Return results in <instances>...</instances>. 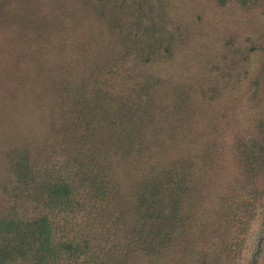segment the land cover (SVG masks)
<instances>
[{"label":"trees","instance_id":"obj_1","mask_svg":"<svg viewBox=\"0 0 264 264\" xmlns=\"http://www.w3.org/2000/svg\"><path fill=\"white\" fill-rule=\"evenodd\" d=\"M50 1L97 12L73 27L94 57L66 58L67 68L55 56L0 58L10 96L0 108L27 112L16 124L24 142L0 162V264H264V108L227 147L226 129L212 135L229 121L220 92H170L166 106L162 87L128 71L132 61L171 64L185 41L181 27L166 30L161 0ZM211 1L245 10L260 0ZM37 30L48 43V28ZM239 57L228 49L222 59L233 69ZM197 63L200 77L212 74ZM28 80L38 90L23 88Z\"/></svg>","mask_w":264,"mask_h":264},{"label":"rangeland","instance_id":"obj_2","mask_svg":"<svg viewBox=\"0 0 264 264\" xmlns=\"http://www.w3.org/2000/svg\"><path fill=\"white\" fill-rule=\"evenodd\" d=\"M161 3L159 2L160 14L164 17L166 30H178L181 27L185 33L182 37L185 41L183 45L175 48L174 60L171 64L165 63V67L157 68L132 61L128 64V71L131 76L140 78L141 83L144 82V78H148L152 86L162 87L166 93L163 105L166 106H168L167 96L170 92L175 97L177 96L175 94H180V91L186 94H200L204 88H208V94L211 91L220 92L222 103L228 105L229 121L225 119L227 125L222 126L220 125L222 119H219L213 130L216 132L212 135L226 129L224 138L228 147L236 132H243V134L251 132L256 112L264 108V73H262L264 70V0H260L257 6L245 10L238 8L232 2L225 8H220L211 0H161ZM66 7H52L50 0H0V58L55 56L53 64L60 63L65 66L66 58L69 57H94L90 56L87 47L80 49L81 45L78 46L74 41L76 38L74 29H84L86 24L94 23L98 20L97 12L91 9L79 11L76 7ZM37 27L41 30L48 28V32L52 34L48 43H45L47 36V38H39ZM36 39L38 41H34ZM202 39L207 41H201ZM200 41L197 51H185L188 44H196ZM118 46L122 45L118 44ZM212 47L215 49L212 59L204 63L201 56L207 49L211 51ZM228 49L237 52L240 56L238 66L232 64L233 69L225 59H222ZM210 55L208 52L206 56L210 57ZM242 57L246 60L243 61ZM197 62L207 70L206 75L211 72L212 74L209 77H200L199 69L196 67L199 65ZM195 63L198 65L195 66ZM108 64V62L100 61L98 66L101 67L102 72H105ZM182 64L183 67H181ZM67 67H70L68 62L65 68ZM31 72V76H37L38 70L33 69ZM201 78L205 84H202ZM128 82L131 83L130 80ZM113 87L117 93L125 95L114 84ZM23 88L38 90V85L34 80H28L23 84ZM254 93L257 98L250 101ZM9 97L7 91L0 92V106L6 105ZM175 100L177 101V97ZM18 111L20 109L16 108L15 113L8 114L5 108H0V120H5L3 124L8 126V129L0 130V137L5 136L2 140L3 145L0 147V162H3L4 152L8 148L24 142H20L22 140L19 136L22 129L18 127L16 129V124L21 122L20 119L25 121L27 112L21 114ZM154 111L160 112L158 105ZM214 113L218 115L220 112ZM20 114L24 115L23 118ZM200 117L202 116L198 114L192 119L198 122ZM207 118L210 121L214 119L210 114H207ZM166 120L172 121L173 116L169 115ZM221 156H227V150L224 147H221Z\"/></svg>","mask_w":264,"mask_h":264}]
</instances>
